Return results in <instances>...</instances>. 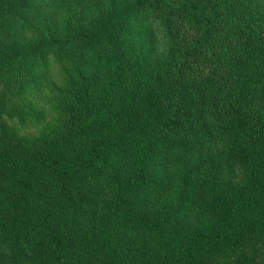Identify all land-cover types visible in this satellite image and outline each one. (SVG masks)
Wrapping results in <instances>:
<instances>
[{"label": "trees", "instance_id": "16d2710c", "mask_svg": "<svg viewBox=\"0 0 264 264\" xmlns=\"http://www.w3.org/2000/svg\"><path fill=\"white\" fill-rule=\"evenodd\" d=\"M40 2L0 0V264H264V6Z\"/></svg>", "mask_w": 264, "mask_h": 264}, {"label": "rangeland", "instance_id": "374dc122", "mask_svg": "<svg viewBox=\"0 0 264 264\" xmlns=\"http://www.w3.org/2000/svg\"><path fill=\"white\" fill-rule=\"evenodd\" d=\"M257 4L264 6V0H253ZM48 13L52 14L48 7V0L40 2ZM154 28V49L153 56L156 59L164 60L168 48V35L163 24L159 21H153ZM206 133L202 138V144L198 151L199 156H205L209 167L215 172V177L220 181H232L239 183L244 179L245 168L237 159V156L232 151L230 146L229 135L221 130L212 117H205Z\"/></svg>", "mask_w": 264, "mask_h": 264}]
</instances>
